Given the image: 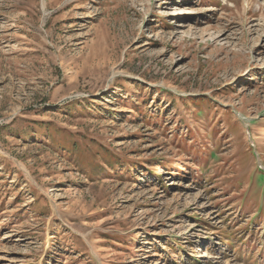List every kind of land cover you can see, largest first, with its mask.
<instances>
[{
	"label": "rangeland",
	"instance_id": "374dc122",
	"mask_svg": "<svg viewBox=\"0 0 264 264\" xmlns=\"http://www.w3.org/2000/svg\"><path fill=\"white\" fill-rule=\"evenodd\" d=\"M0 264H264V0H0Z\"/></svg>",
	"mask_w": 264,
	"mask_h": 264
},
{
	"label": "bare ground",
	"instance_id": "6f19581e",
	"mask_svg": "<svg viewBox=\"0 0 264 264\" xmlns=\"http://www.w3.org/2000/svg\"><path fill=\"white\" fill-rule=\"evenodd\" d=\"M187 14V13H186Z\"/></svg>",
	"mask_w": 264,
	"mask_h": 264
}]
</instances>
